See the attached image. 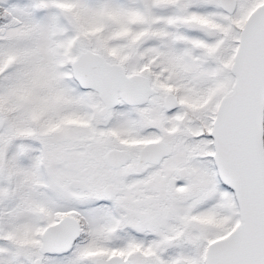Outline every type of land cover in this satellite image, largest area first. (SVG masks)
<instances>
[{"label":"snow or ice","instance_id":"obj_1","mask_svg":"<svg viewBox=\"0 0 264 264\" xmlns=\"http://www.w3.org/2000/svg\"><path fill=\"white\" fill-rule=\"evenodd\" d=\"M0 264H264V0H0Z\"/></svg>","mask_w":264,"mask_h":264}]
</instances>
